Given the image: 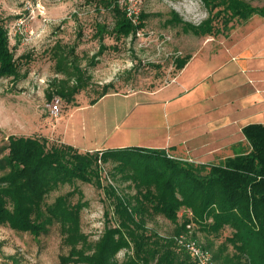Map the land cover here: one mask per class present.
<instances>
[{
	"label": "rangeland",
	"instance_id": "obj_1",
	"mask_svg": "<svg viewBox=\"0 0 264 264\" xmlns=\"http://www.w3.org/2000/svg\"><path fill=\"white\" fill-rule=\"evenodd\" d=\"M119 1L127 10L130 7L135 11V23L141 14L145 15V25L129 37L107 34L100 40L96 34L98 24H106L109 29L115 24L113 12L101 0H0V13L7 20L11 46L19 63L17 77H0V147L7 144L8 136L22 135L45 137L50 144L67 143L83 151L171 147L166 149L168 153L185 158L181 152H189L192 144L212 143L223 137L222 130L214 129L224 124L225 115L232 109L225 105L232 94L196 105L191 96L196 90L212 89L218 85L221 74L235 67L237 72L224 84L232 88L230 93L236 91L238 82H243L242 94L256 93L261 87L256 71L264 51V18L257 15L247 21L235 20L225 34L198 36L187 32L174 17L200 24L209 16L202 0ZM247 1L264 6V0ZM242 48L251 51L252 57L239 56L234 60L233 56ZM196 51L197 63L172 82L180 72L176 60ZM61 55L66 60L64 67L77 64L87 77L85 88L71 102L58 94L77 80L61 71ZM200 60H205L207 67L201 68ZM214 67L219 69L215 75ZM207 70L211 76L205 77ZM196 84L198 89L194 90ZM107 85L109 93L99 99ZM57 99L61 100V112L54 115L52 106ZM94 99L99 100L94 103ZM215 102L220 107L212 110ZM233 136V141L245 138L239 133ZM183 140L189 143L181 144ZM209 148L212 146H199L196 157ZM246 149L247 145L224 151L232 155ZM219 161L222 160L212 163ZM115 165L114 161L102 164L103 187L77 180L62 185L47 198V203H52L74 189L82 191L86 201L82 229L93 244L100 240L107 226L115 223L110 186L121 193L136 192L129 182L122 181ZM79 197L77 193L73 201L77 202ZM183 213L186 212L182 210ZM148 225L165 236L172 235L176 227L161 215ZM231 231L228 228L220 236H211L197 226L192 229L198 240L203 245L210 244L212 250L219 249ZM68 252L57 223L40 236L0 224V264H61V256ZM228 252H233L231 246ZM128 253L122 250L119 260H124Z\"/></svg>",
	"mask_w": 264,
	"mask_h": 264
},
{
	"label": "trees",
	"instance_id": "obj_2",
	"mask_svg": "<svg viewBox=\"0 0 264 264\" xmlns=\"http://www.w3.org/2000/svg\"><path fill=\"white\" fill-rule=\"evenodd\" d=\"M202 1L209 16L200 24L174 17L187 32L198 36L225 34L235 20L264 17V6L247 0ZM101 2L113 12L115 24L112 29L98 24L100 40L107 34L129 37L144 27L145 15L135 23L119 0ZM61 56V71L77 80L58 94L71 102L85 88L87 77L77 64L64 67L66 60ZM191 57L176 60L179 71ZM18 75L8 23L0 13V77ZM108 93L107 85L99 99ZM243 133L246 142L241 147L247 145V149L212 164L170 156L166 149L127 146L83 151L67 143L50 144L45 137L10 135L0 147V224L34 236L59 224L69 247L61 264H264V124L250 123ZM110 161L116 163L122 181L136 192L121 193L110 186L115 223L93 244L82 229L83 192L74 189L52 203L47 198L77 180L103 187L102 164ZM77 193L80 197L74 202ZM182 210L186 213L181 215ZM160 215L175 224L172 235L149 227V221ZM194 226L211 236H220L228 228L232 231L219 249L212 250L210 244L198 240L192 232ZM181 235L196 240L210 254L209 261L202 263L182 245ZM230 246L232 253L228 252ZM122 250L129 253L121 261Z\"/></svg>",
	"mask_w": 264,
	"mask_h": 264
},
{
	"label": "crops",
	"instance_id": "obj_3",
	"mask_svg": "<svg viewBox=\"0 0 264 264\" xmlns=\"http://www.w3.org/2000/svg\"><path fill=\"white\" fill-rule=\"evenodd\" d=\"M257 16V15H255ZM254 17V16H253ZM252 17V18H253ZM250 18V19H252ZM264 18V17H262ZM249 19V20H250ZM235 45H239V43H236ZM241 49V48H240ZM263 56H260V59H262V64L259 66L258 71H256V73H258V80L259 83H261V87H259L256 90V93L253 94H242L241 93V89L242 86L241 84H243V82H238L237 84H235L236 86V91L230 93L232 91V88H229V86H225V82L228 80V78L231 77V74L233 72H237L236 69H238L237 67L234 68H229L228 72L226 74H221L220 78L218 79V85H213L212 89L209 90H204L203 88L200 90H196L198 89V85L196 84L194 86V90H196L195 92H193L194 94L191 96L194 97L192 103L194 105L196 104H200L202 102H204L205 100L208 99H214V98H218L220 96H226L227 94H232L231 98H229L225 105L226 106H232V109L230 110V112L227 114V116L225 115V122L223 125L217 126L214 130H218V131H223V137L217 139L216 141L213 140L212 143H210V141H200L198 143H194L192 144V146H189L190 148L192 147L191 150H189V152H181L183 153L185 157V159H188L190 161H194L196 163H206V164H210L213 161H215L216 159H222L227 158L229 156L232 155H227L225 154L226 152H229V150H231V152L233 150H235L236 148H238V146L241 147L242 144H245L246 140L245 138L241 137L240 141H233L234 139V134H243V127H245L246 125L250 124V123H263L264 124V51H263ZM191 59L190 61L186 64V66L179 72L176 74V77L174 79L175 82L177 80V77L180 75V77L186 73V71L188 70V68H190V66L192 64H196L198 59H199V52L196 51L194 54L191 55ZM252 57V53L251 51L245 50L242 48V50L240 51V53H238L237 56H233V59H237V57ZM246 63V62H245ZM242 67L244 68L245 64L242 63L241 64ZM200 66L202 67H207L205 60H200ZM218 67H214L213 69H216ZM240 68V67H239ZM241 69V68H240ZM245 69V68H244ZM219 69L214 70V73H212L213 75H215L217 73ZM207 72V73H206ZM205 77L207 76H211V73L209 70L205 71L203 74ZM207 75V76H206ZM202 80H200L201 82ZM171 82V83H172ZM197 83V82H196ZM213 84V83H212ZM228 83L226 82V85ZM224 85V86H222ZM215 86V87H214ZM193 90V91H194ZM218 103L215 102V107L211 108L212 110H217L218 107ZM220 107V106H219ZM233 136V138H231ZM245 137V136H244ZM181 144H187L189 143L188 140H183L180 142ZM199 146H212V148H209L206 150L205 154L200 155L199 157H196V150L198 149ZM171 148V147H169ZM166 148V149H169ZM227 149V151L225 152L224 149ZM224 151V152H223ZM222 152L221 154H218ZM193 153L195 154L193 156ZM227 155V156H225ZM208 158L210 160L206 161L205 159Z\"/></svg>",
	"mask_w": 264,
	"mask_h": 264
},
{
	"label": "built area",
	"instance_id": "obj_4",
	"mask_svg": "<svg viewBox=\"0 0 264 264\" xmlns=\"http://www.w3.org/2000/svg\"><path fill=\"white\" fill-rule=\"evenodd\" d=\"M135 11L131 10L130 7L128 8V14L129 16L133 19L134 22H136V19L133 17ZM60 99L56 100V104L52 106V113L54 115H59L61 112V107H60ZM170 156H172L169 153ZM180 243L184 245L187 249H189L192 254L197 257L202 263L208 262L210 259V254L208 252H205L197 243L196 240L189 238L186 235H181L180 238Z\"/></svg>",
	"mask_w": 264,
	"mask_h": 264
}]
</instances>
